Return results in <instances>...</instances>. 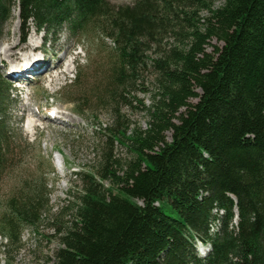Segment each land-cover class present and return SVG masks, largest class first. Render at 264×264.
Listing matches in <instances>:
<instances>
[{
  "label": "trees",
  "instance_id": "trees-1",
  "mask_svg": "<svg viewBox=\"0 0 264 264\" xmlns=\"http://www.w3.org/2000/svg\"><path fill=\"white\" fill-rule=\"evenodd\" d=\"M220 1L0 0V40L18 9L24 28L97 31L114 56L102 103L112 124L98 127V164L75 173L55 264H264V0ZM213 39L222 45L209 51ZM146 68L151 90L137 88ZM12 95L0 74V180L16 137ZM119 103L140 106L146 128H132ZM24 186L0 216L8 247L49 207L45 183Z\"/></svg>",
  "mask_w": 264,
  "mask_h": 264
},
{
  "label": "rangeland",
  "instance_id": "rangeland-1",
  "mask_svg": "<svg viewBox=\"0 0 264 264\" xmlns=\"http://www.w3.org/2000/svg\"><path fill=\"white\" fill-rule=\"evenodd\" d=\"M135 1L109 0V3L118 7ZM221 4L222 1L216 0V7ZM13 14L14 18L5 26L4 36L0 40V50L19 39H21L19 46H26L30 42L44 46V52L41 50L35 53L38 58L47 59L49 64L47 66L51 69L64 56L68 46H75L73 54L68 56L65 64L73 68V71L68 77H60L58 84H52L48 76L41 83L36 77L25 84L14 81L8 73V69L12 67L10 62L18 64L21 60L15 57L10 59L0 53V74L13 88L12 96L15 103L12 107L11 119L16 136L10 147L11 155L8 157L6 173L0 180V216L7 210L10 198L21 192L23 194L25 184L29 186V184L45 183L49 200L43 221L35 228H22L20 242L8 247L7 238L0 232V264H55L56 252L61 247L56 236L57 229L68 225L73 218L69 207V201L72 200L70 192L81 185L75 173L81 171L83 167L98 164L104 139L98 127L101 124L107 127L112 124L111 114L102 103L103 100H107L103 95L109 81L114 56L110 41L102 39L97 31L89 29L88 32L76 33L65 27L60 33L53 30L39 32L33 22L30 27H23L19 20L18 9H15ZM167 40H164L165 44L173 42ZM214 44L222 45L221 42L213 39L208 46L209 51ZM59 46L63 48L54 50ZM17 51L20 54L26 53L19 49ZM54 51L56 55L53 54ZM155 51L156 47L153 46L149 55H159L155 54ZM76 53L81 55L79 62L82 64V70L77 69L73 64ZM78 76L79 81L74 82ZM141 76L143 85L137 88L146 86L151 90L156 76L154 70L146 68ZM95 94L102 98L99 99ZM137 95L146 105L151 103L149 93L138 92ZM191 101L195 102L196 99L193 98ZM118 108L125 115L126 121L132 124V128L135 126L146 128L147 117L140 106L131 108L119 103ZM55 120H60L62 123ZM34 124H37L42 132L40 138L33 129ZM166 135L170 139L171 132H167ZM115 153L123 161L133 156V153L117 142ZM52 168L55 172L46 175ZM166 211L176 215L170 205L166 206ZM198 246L202 256L209 252V250L205 251L206 248L202 247V244L198 243Z\"/></svg>",
  "mask_w": 264,
  "mask_h": 264
},
{
  "label": "bare ground",
  "instance_id": "bare-ground-1",
  "mask_svg": "<svg viewBox=\"0 0 264 264\" xmlns=\"http://www.w3.org/2000/svg\"><path fill=\"white\" fill-rule=\"evenodd\" d=\"M30 40L32 41L33 39H30ZM20 41H21V39L14 41V42L10 43L8 46H6L4 49L1 48V50H0V53L8 56L10 59H12V57H15L18 60L22 61V62L20 61V63H18V64H17V62H15L17 65L13 62H10L12 67H10V69H8L9 70L8 73L11 74V77L14 81L25 84V83L29 82L32 78L35 79V77H36V78H38V82L41 83V82L45 81L47 79V76H48V80H50V82L52 84H58L61 80L60 77H62V76L68 77L70 75V73L73 71V68H71L70 66L67 67V65H65V64L68 60V56L73 54V49L75 48L74 45L68 46L66 48L64 56L56 63L55 66L53 65L51 67V69H49L47 66V65H49V64H47V59H40L36 56V53H35V52L41 51V50L44 52L45 51L44 46H40L37 44L34 45V44H32V42L28 43L26 46H19ZM61 48H63V46H59V47L55 48L54 50L58 51V49H61ZM18 49L21 52H26V53L20 54L19 51H17ZM83 50H85V49L83 48ZM56 51H54L53 54L56 55ZM57 54H59V53H57ZM80 57H81L80 53H76L74 58H73V64L75 65V67L77 69L83 68L82 64L79 62ZM24 59H26L27 62ZM45 63H46V65H45ZM55 121L62 123L60 120H55ZM33 129L38 134V136H39L38 138H40L42 136V132L40 131L38 125L34 124ZM206 255H207V253H204L203 256H206ZM201 256H202V254H201Z\"/></svg>",
  "mask_w": 264,
  "mask_h": 264
},
{
  "label": "water",
  "instance_id": "water-1",
  "mask_svg": "<svg viewBox=\"0 0 264 264\" xmlns=\"http://www.w3.org/2000/svg\"><path fill=\"white\" fill-rule=\"evenodd\" d=\"M236 213H237V217H236V222H237V218H238V210H237V208H236Z\"/></svg>",
  "mask_w": 264,
  "mask_h": 264
}]
</instances>
